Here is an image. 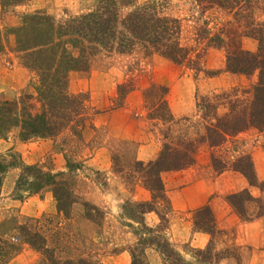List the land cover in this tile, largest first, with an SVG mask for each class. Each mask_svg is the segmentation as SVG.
<instances>
[{
    "label": "rangeland",
    "instance_id": "374dc122",
    "mask_svg": "<svg viewBox=\"0 0 264 264\" xmlns=\"http://www.w3.org/2000/svg\"><path fill=\"white\" fill-rule=\"evenodd\" d=\"M147 1L135 0L122 6L120 11L126 13ZM156 1L161 12L182 20L181 38L195 48L190 57H194L196 52L201 53L202 71L195 73L185 64L176 65L158 53L147 54L140 47L128 53L98 52L90 58L87 69L70 71L68 89L72 93L83 92L88 96L90 116L95 115L93 126L85 128L79 138L66 129L47 139L45 148L49 146L50 149L40 156L42 163L39 164L45 170L59 169L66 163L65 155L72 163H79L74 168V177L70 179L75 184L76 196L80 201L97 204L106 214L104 218L98 216L97 222H89L82 216L83 206L77 203L69 218L52 212H44L38 218L18 216L15 212L19 210L17 204L28 195L21 190L25 186L21 185L16 190L14 187L9 195L16 200L10 207L12 214L8 216L5 213L0 222V264H7L22 249V242H25L18 227L24 223L47 235L49 246L54 240L59 241L60 247L65 249L63 255H76L79 251L84 257L99 258L102 264H130L128 247L135 243L136 236L128 223L140 226L128 219L122 206L127 200L150 198L149 190L141 184L133 170L137 162L145 163L157 157L163 144L171 140L165 137L167 132L175 137L184 134L197 145L193 164L161 173L169 204L159 207V210L165 217V232L175 247L186 259H191L194 249L210 244L217 253V259H211L207 264H264V214L256 216L259 207L255 202L246 201L241 216L227 200L229 193L242 190L245 183L250 186V193L264 202V179H259L263 182L259 186H251L233 170L226 169L218 174L212 163L214 157L216 163L219 160L225 168H229L238 153L247 152L254 165L256 160H262L264 169V133L247 129L228 137L222 146L210 147L201 140L204 128L200 107L204 103L218 105L217 113H223L225 108L220 103H227L235 94L241 95L243 88L253 85L256 72L249 75L230 73L225 70L224 48H204L203 41L196 44L192 40L197 16L193 0ZM95 4L96 0H25L20 5L0 9V95L7 99H17L25 93L35 95L37 81L34 74L21 64L11 29L20 23L23 13L42 9L60 21L69 15L85 12ZM205 15L217 22V29L230 17L225 10L218 8L209 10ZM241 43L243 48L255 50L253 39L244 38ZM122 84L123 91L129 85L133 88L121 105L118 104V86ZM160 86L166 89L162 97ZM150 90L154 92L156 106L162 100L166 101L172 121L151 117L145 95ZM32 103L36 108L39 106L35 100ZM113 109L123 111L124 119L129 118L131 127L125 130L124 138L117 139L109 130L111 118L107 114ZM12 133L9 137L19 138L17 129ZM35 163L38 162L23 160L18 150L0 152V166H7L3 177L7 173L18 178L25 165ZM1 184L2 181L0 190ZM2 202L3 206H9L7 199ZM204 205H209L213 215L215 232L212 235L195 226L196 211ZM250 216V220L244 219ZM144 220L149 226L159 222L155 212L146 213ZM5 232L15 233L17 238H6ZM33 250L37 252V258L26 257L27 261L42 264L43 255ZM148 259L151 264L161 262L154 250L148 252Z\"/></svg>",
    "mask_w": 264,
    "mask_h": 264
},
{
    "label": "trees",
    "instance_id": "16d2710c",
    "mask_svg": "<svg viewBox=\"0 0 264 264\" xmlns=\"http://www.w3.org/2000/svg\"><path fill=\"white\" fill-rule=\"evenodd\" d=\"M24 1L0 0V9L20 5ZM133 2L135 0H96V4L87 11L69 15L60 21L42 9L23 13L20 23L11 29L21 64L34 74L37 81L34 85L35 95L25 93L17 99L0 95V139L7 138L15 129L20 140L53 138L66 129H70L74 136L81 137L82 131L91 126L88 96L83 92L69 91L68 74L72 70L87 69L90 58L98 52L128 53L140 47L145 53H158L176 65L185 64L195 73L202 71L201 53L196 52L194 57H190V52L195 48L181 38L182 20L161 12L156 0H148L121 13L122 6ZM193 3L197 16L192 40L196 44L203 41L204 48H224L226 71L243 75L256 72L257 76L253 85L241 90V95L235 94L227 103H220L225 108L223 113H217L218 105L204 103L200 107L204 128L201 140L213 147L222 146L228 137L247 129L264 133V0H193ZM216 8L230 14L220 29H217V22L212 21L213 18L205 15ZM211 23L214 25L211 26ZM244 38L256 42L255 50L243 48L241 41ZM123 85L118 86V104L133 88L129 85L123 91ZM159 88L162 97L166 89L163 86ZM145 95L152 118L173 120L165 100L156 106L154 92L150 90ZM32 100L39 103L37 108ZM165 137L171 140L163 144L157 157L145 163L137 162L133 170V174H137L141 184L149 190L150 198L127 200L122 206L127 211L128 219L140 226L128 223L136 236L135 243L128 247L130 264H151L148 259L150 250L158 252L160 264H207L211 259H217V253L210 244L194 249L191 259H186L165 232L166 221L159 207L163 208L169 201L161 173L193 164L197 150L194 141L184 134L175 137L167 132ZM238 154L229 168H225V164L219 160L216 163L213 157L212 163L217 173L230 169L240 173L251 186L263 183L256 175L251 155L247 152ZM65 161L64 170L55 172L45 170L39 163L25 165L17 178L15 190L23 185L25 188L21 190L30 195L50 187L57 213L64 218H69L76 203L83 206L84 219L97 222L98 216L104 218L106 212L99 206L87 200L80 201L76 196L75 184L70 179L74 177V168L79 163H72L66 155ZM6 167L0 166V182ZM227 200L241 216L246 201L257 204L259 210L256 216L264 214V202L253 196L246 187L229 193ZM149 212L158 215L159 222L154 226L147 225L144 220V215ZM195 218L197 229L210 235L215 232L209 205L199 208ZM251 218L244 217L247 220ZM18 229L24 237L23 241L43 255L42 264H102L99 258L84 257L77 249L76 255H63L65 249L60 247L59 241L54 240L53 245L49 246L47 235L26 223L20 224ZM66 244L69 247V242Z\"/></svg>",
    "mask_w": 264,
    "mask_h": 264
},
{
    "label": "crops",
    "instance_id": "0c3cea01",
    "mask_svg": "<svg viewBox=\"0 0 264 264\" xmlns=\"http://www.w3.org/2000/svg\"><path fill=\"white\" fill-rule=\"evenodd\" d=\"M107 115L111 118V121L109 123V130L113 133L115 137H117V139H120L119 137L124 138L122 136L125 135V130L130 129L131 127L128 124L129 118L124 119L122 117L123 111L119 109H113L112 111L108 112ZM93 116L95 115L94 114L91 115V127L93 126ZM87 128L88 126L86 127V129ZM84 131L85 130L82 131V134ZM12 134L13 133H10L8 137L5 139H0V152L18 150L21 153L23 160H27L28 162H32L36 160V162L42 163V160L39 158H41L40 157L41 155L49 152L50 147L48 146L45 148V144H46L45 141L50 138H31L29 140H20L16 136H13V139L12 136L9 137ZM261 162L263 161L262 160L259 161L258 159L255 161V165H254L258 179H264V169H263V164H261ZM64 166L65 164L61 165L59 169L57 168H50V169L51 171L55 172L59 170H64L65 168ZM6 174L3 177L1 190H0V197H1L0 222L3 221V218L5 217V213L8 216L12 214V208L10 207H13L16 202V200L9 195L14 190L15 179H17V176L14 178ZM243 185L244 187L250 189V186L245 185V183ZM148 198H149V194H148ZM6 199L7 201H9V206L8 205L3 206L2 200H6ZM17 205L19 206V210L15 212H17L18 216L38 218L44 212H52L55 215H61L60 213H57L56 202L54 200L53 193L50 187H45L37 193H33L26 196V198L22 202H19ZM4 237L17 238V235L13 232H11L10 234L5 232ZM26 257H31L32 260H34L37 258V252L31 249L26 243L22 242V249L20 250V252H18V254L15 257H12L7 264H33V261H27Z\"/></svg>",
    "mask_w": 264,
    "mask_h": 264
}]
</instances>
